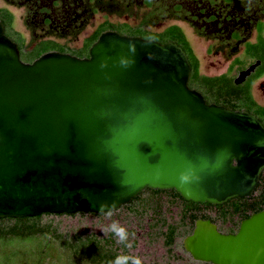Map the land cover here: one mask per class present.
<instances>
[{
	"label": "water",
	"instance_id": "95a60500",
	"mask_svg": "<svg viewBox=\"0 0 264 264\" xmlns=\"http://www.w3.org/2000/svg\"><path fill=\"white\" fill-rule=\"evenodd\" d=\"M190 71L176 44L116 31L87 57L53 51L25 63L0 23V220L108 215L145 189L212 206L250 198L264 127L206 103ZM182 247L201 264H264V210L235 234L197 219Z\"/></svg>",
	"mask_w": 264,
	"mask_h": 264
},
{
	"label": "trees",
	"instance_id": "16d2710c",
	"mask_svg": "<svg viewBox=\"0 0 264 264\" xmlns=\"http://www.w3.org/2000/svg\"><path fill=\"white\" fill-rule=\"evenodd\" d=\"M6 6L23 9L22 24L28 32L29 39L14 30L13 14L6 8H0V23L5 28V35L10 38L19 51L21 61L31 63L42 54L54 49H61L70 55L87 57L88 49L99 35L106 31H116L121 35L140 37L159 43L172 42L180 47L186 55L190 65L188 86L199 91L206 103L219 104L236 111H247L254 115L264 127V105L258 104L251 95L254 82L264 76V25L259 22L255 32V42L249 43L247 36L244 52L260 66L240 85H235V77L230 76L236 69L240 71L244 61L234 58L227 68V74L208 77L201 75L199 60L194 54L183 30L175 24L155 29L167 21H185L182 17L179 0H2ZM96 14L105 17H127L134 21L131 26L126 22L113 24L104 20L96 29L83 40L80 48L69 50L57 40L75 41L90 24ZM237 45H227V60L238 54ZM63 53V52H61ZM258 70V71H257ZM238 72V73H239ZM237 73V74H238ZM148 194L147 199L143 195ZM167 195L168 200L179 204L180 221L186 224L189 231L197 219L207 220L209 216L201 213L204 205L184 201L176 192L145 189L129 204L121 207L137 213L151 212L152 226L163 228L160 235L168 248L173 244L177 235V228L166 223L160 215L162 205L159 198ZM175 201V202H174ZM136 203V208H132ZM212 207L209 204H206ZM264 210V171L261 173L257 188L250 198L235 199L230 214L240 216L239 220L250 217L253 213ZM78 216H85L77 214ZM74 216L41 215L37 218L3 219L0 220V264H115L118 247L115 235L108 233L104 239H99L84 230L80 234L66 235L59 231L53 221L42 223L45 217L61 218ZM104 216V215H102ZM94 216V217H102ZM121 246V245H120ZM24 261V262H23ZM53 262V263H52ZM127 264H130L129 261Z\"/></svg>",
	"mask_w": 264,
	"mask_h": 264
},
{
	"label": "rangeland",
	"instance_id": "374dc122",
	"mask_svg": "<svg viewBox=\"0 0 264 264\" xmlns=\"http://www.w3.org/2000/svg\"><path fill=\"white\" fill-rule=\"evenodd\" d=\"M0 8H6L9 10L13 16V28L19 32L25 40L29 39L28 32L25 30L22 24V17L24 15L23 9H17L14 7L6 6L2 0H0ZM104 20L110 23L117 24L126 22L129 25H135L134 21L130 19H119L117 17H105L103 14H96L90 24L85 28V30L79 35L75 41L67 40H57L58 43L64 45L69 50H75L81 47L82 42L86 39L96 27L101 24ZM178 25L184 32L190 46L199 60V71L201 75L208 77L219 76L222 74H227V68L234 58L242 59L244 63L241 68H246V66L254 61V59L247 57L244 52L246 44L255 42L256 32H252L249 41L242 44L239 48L238 54L235 57L227 60L221 54L212 50L216 44L211 43L205 39L197 37L192 29L188 27L183 22L179 21H167L157 27L156 31H161L163 28L169 25ZM264 35V32H263ZM213 45V47H212ZM248 45V44H247ZM63 52L61 49H54L48 52ZM46 52V53H48ZM260 66V65H259ZM258 66V67H259ZM258 71V70H257ZM238 69L233 71L230 76L236 77ZM262 79L257 80L252 84L251 95L253 99L260 105H264V88L261 85ZM149 196L147 193L143 195V199H147ZM167 195H162L159 198V202L162 205L160 215L167 224L173 225L177 228V235L174 238V242L168 248L164 244V238L160 235L163 233L164 229L160 227L152 226L151 218L153 214L151 212L139 211L133 213L131 210L119 209L118 211L104 215L102 217H94L93 215H85L83 217H61V218H51L45 217L42 223H48L53 221L54 224L58 225L59 231L63 234L74 235L80 234L84 230L88 233H92L99 239H104L107 237L108 233H113L115 235V242L118 247V254L121 256L138 257L141 259L142 264H200L192 260L188 253H186L182 247V240L190 231L186 224L180 221V208L179 204H175L168 200ZM175 202V201H174ZM139 203H136L132 208H136ZM229 209V207H227ZM211 217H215L213 211H209ZM227 225L220 224V227L225 230L231 226L236 227L238 225V219L236 216L230 215L227 218ZM115 223L116 227H123L129 234L127 242H121L119 237L112 231V225ZM231 223V225H230ZM121 245V246H120ZM128 245H131L130 247ZM24 262V261H23ZM53 263V262H52ZM132 264V261L129 260ZM56 264V263H53Z\"/></svg>",
	"mask_w": 264,
	"mask_h": 264
},
{
	"label": "flooded vegetation",
	"instance_id": "af4514ba",
	"mask_svg": "<svg viewBox=\"0 0 264 264\" xmlns=\"http://www.w3.org/2000/svg\"><path fill=\"white\" fill-rule=\"evenodd\" d=\"M178 4L181 6L182 17L187 21L179 22L190 27L197 37L216 44L215 47L212 45V50L222 56L227 55V45L246 43L247 36L251 37L258 23L262 22L264 25V0H179ZM261 79L260 86L264 88V76ZM233 202L235 199L219 206L211 205L212 207L201 204L204 205L201 213L209 216L207 220L215 224L221 234H235L242 221L239 220L240 216L234 215L238 219L236 227L231 226L225 230L220 227V224L227 225ZM209 211H213L215 217H211Z\"/></svg>",
	"mask_w": 264,
	"mask_h": 264
},
{
	"label": "clouds",
	"instance_id": "9594fccd",
	"mask_svg": "<svg viewBox=\"0 0 264 264\" xmlns=\"http://www.w3.org/2000/svg\"><path fill=\"white\" fill-rule=\"evenodd\" d=\"M182 179H187V177H183ZM112 231L119 237L121 242H127L128 240V232L123 227H116L115 223L112 225ZM129 247L131 245H128ZM131 260L132 264H142L141 259L138 257H129V256H121L117 258L115 264H127V262Z\"/></svg>",
	"mask_w": 264,
	"mask_h": 264
}]
</instances>
